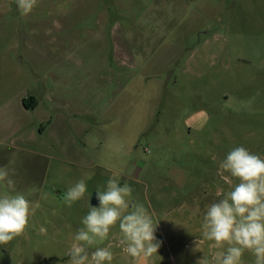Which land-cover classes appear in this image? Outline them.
<instances>
[{"label": "rangeland", "instance_id": "obj_1", "mask_svg": "<svg viewBox=\"0 0 264 264\" xmlns=\"http://www.w3.org/2000/svg\"><path fill=\"white\" fill-rule=\"evenodd\" d=\"M240 146L264 159V0H38L27 16L0 0V167L39 204L0 264H67L109 179L158 223L147 264H216L227 245L201 240L202 219L238 183L219 163ZM120 240L117 225L89 251L135 264Z\"/></svg>", "mask_w": 264, "mask_h": 264}, {"label": "clouds", "instance_id": "obj_2", "mask_svg": "<svg viewBox=\"0 0 264 264\" xmlns=\"http://www.w3.org/2000/svg\"><path fill=\"white\" fill-rule=\"evenodd\" d=\"M37 3L38 0H15L21 16L29 15ZM219 169L238 183L207 207L201 240L211 242L212 249L227 245L216 264H241L245 251L255 257V264H264V159L242 146L235 147L220 161ZM91 178L85 175L67 189L64 201L68 207L85 197L86 181ZM14 184L9 170L0 167V186L9 189L0 192V245H7L21 235L31 210L39 206L38 203L33 206L23 193L15 192ZM131 194L130 185L121 186L115 179L107 181L105 190L97 189L99 206L89 205L69 248L67 264H111L113 253L109 247H95L91 252L89 249L105 240L117 225L122 250L135 264H147L150 257L157 256L162 244L155 235L158 223H154L143 204H130ZM200 242L195 241V250ZM196 264L211 261L203 256Z\"/></svg>", "mask_w": 264, "mask_h": 264}, {"label": "crops", "instance_id": "obj_3", "mask_svg": "<svg viewBox=\"0 0 264 264\" xmlns=\"http://www.w3.org/2000/svg\"><path fill=\"white\" fill-rule=\"evenodd\" d=\"M28 97H33L35 99V103L33 104V106L31 108H26L22 104L23 99H27ZM20 103L22 104V106L24 107V110H26V111H34L37 108L38 104H39L38 99L32 93H28L25 96H21L20 97Z\"/></svg>", "mask_w": 264, "mask_h": 264}, {"label": "trees", "instance_id": "obj_4", "mask_svg": "<svg viewBox=\"0 0 264 264\" xmlns=\"http://www.w3.org/2000/svg\"><path fill=\"white\" fill-rule=\"evenodd\" d=\"M35 103V99L33 97H28L27 99H23L22 104L26 108H31Z\"/></svg>", "mask_w": 264, "mask_h": 264}, {"label": "water", "instance_id": "obj_5", "mask_svg": "<svg viewBox=\"0 0 264 264\" xmlns=\"http://www.w3.org/2000/svg\"><path fill=\"white\" fill-rule=\"evenodd\" d=\"M90 205L91 206L99 205V201L96 199V194L92 196V198L90 200Z\"/></svg>", "mask_w": 264, "mask_h": 264}]
</instances>
